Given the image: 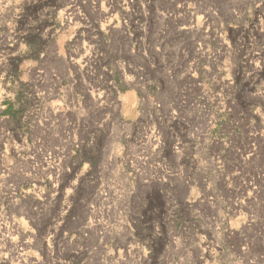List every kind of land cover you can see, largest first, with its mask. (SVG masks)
Listing matches in <instances>:
<instances>
[{"label": "rangeland", "instance_id": "rangeland-1", "mask_svg": "<svg viewBox=\"0 0 264 264\" xmlns=\"http://www.w3.org/2000/svg\"><path fill=\"white\" fill-rule=\"evenodd\" d=\"M0 264H264V0H0Z\"/></svg>", "mask_w": 264, "mask_h": 264}, {"label": "bare ground", "instance_id": "bare-ground-1", "mask_svg": "<svg viewBox=\"0 0 264 264\" xmlns=\"http://www.w3.org/2000/svg\"><path fill=\"white\" fill-rule=\"evenodd\" d=\"M73 10V9H72ZM73 11H71L69 14H71ZM128 98H130V103H134L135 95L133 92H129Z\"/></svg>", "mask_w": 264, "mask_h": 264}]
</instances>
